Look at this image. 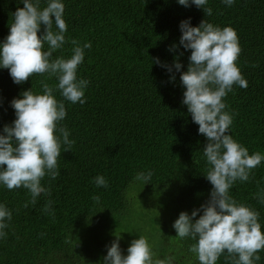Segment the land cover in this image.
Listing matches in <instances>:
<instances>
[{"label": "trees", "instance_id": "1", "mask_svg": "<svg viewBox=\"0 0 264 264\" xmlns=\"http://www.w3.org/2000/svg\"><path fill=\"white\" fill-rule=\"evenodd\" d=\"M64 2L66 37L92 44L78 69V76L90 81L87 100L65 102L68 115L62 123L76 142L62 151L61 175L42 181L50 195L41 194L36 204L24 207L31 199L27 189L0 186V202L13 211L7 236L0 239V264H102L106 245L118 235L125 241L130 231L132 240L148 236L160 258L183 253L180 264H199L189 251L195 241L176 237L172 225L181 211L190 214L210 197L202 152L206 138L182 103L180 74L170 82V74L153 59L171 65L179 56L181 71L187 70L191 50L169 51L179 44L184 19L191 17L193 26L205 18L232 26L242 48L237 63L248 86L234 85L225 98L234 116L230 132L250 154H264V0H236L231 7L209 0L213 14L208 17L177 0ZM23 6L22 0H0V41ZM71 47L69 42L54 55H70ZM41 81L55 83L34 74L16 84L7 69H0V131L15 119L10 102L24 90L39 91ZM148 169L154 172L149 184L134 180ZM97 175L105 176L108 187H97ZM258 194H264V162L249 181L238 180L230 190L238 202L257 209L264 224ZM49 200L54 215L44 211ZM260 255L258 264H264V251ZM217 264L231 261L221 256Z\"/></svg>", "mask_w": 264, "mask_h": 264}, {"label": "clouds", "instance_id": "2", "mask_svg": "<svg viewBox=\"0 0 264 264\" xmlns=\"http://www.w3.org/2000/svg\"><path fill=\"white\" fill-rule=\"evenodd\" d=\"M231 7L236 0H221ZM179 5H195L203 9L206 17L212 16L209 0H177ZM17 8L10 32L0 41V69H7L13 82L23 84L34 74L55 79L49 84L41 81L39 91L24 90L10 103L15 119L0 131V186L9 190L23 187L31 199L24 204H36L41 194L50 195L51 189L42 181L55 180L61 175L58 160L62 151L75 144L71 131L62 122L68 112L65 102L86 103V89L90 81L78 76L79 66L85 60V50L91 42L81 44L66 37L64 0H22ZM44 5L43 7L41 5ZM182 35L179 44L173 43L169 51L191 50L186 71L179 56L169 65L155 57L153 62L166 69L169 81L176 75L183 92L182 103L187 106L198 133L206 138L203 157L206 161V179L211 183L209 199L188 211H181L172 227L180 239H191L189 251L195 253L199 264H217L221 256L231 264H258L264 251V224L260 212L248 204L238 202L230 190L239 180L249 181L253 169L264 162V154L252 152L233 137L230 128L234 116L226 110L225 98L234 85L246 88L248 81L237 61L241 54L239 37L232 26L209 22L206 18L193 26L191 17L179 24ZM71 43L70 55H54ZM180 56L183 52L179 53ZM63 99H58L56 93ZM6 166V167H5ZM151 169L140 171L135 181L144 186L151 182ZM97 187H108L104 175L94 178ZM264 202V194H258ZM97 199H99L97 197ZM53 201L44 211L54 215ZM202 213V214H201ZM13 211L0 202V239L7 236ZM198 217V218H197ZM116 236V235H115ZM127 248H121V236L106 245L107 254L102 264H180L183 253L166 254L160 258L146 235H138Z\"/></svg>", "mask_w": 264, "mask_h": 264}, {"label": "rangeland", "instance_id": "3", "mask_svg": "<svg viewBox=\"0 0 264 264\" xmlns=\"http://www.w3.org/2000/svg\"><path fill=\"white\" fill-rule=\"evenodd\" d=\"M141 202V201H139ZM138 202V203H139ZM138 203L136 204L137 207H138ZM164 216V215H163ZM130 235L125 239V241H123L122 239L120 240V245H121V248L122 250L124 251V254L126 255L127 254V248L129 247L131 241H132V233L130 231L129 233ZM119 236V235H118ZM139 238V237H138Z\"/></svg>", "mask_w": 264, "mask_h": 264}]
</instances>
